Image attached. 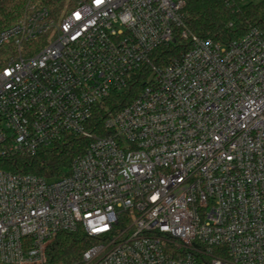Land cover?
<instances>
[{"label": "built area", "instance_id": "obj_1", "mask_svg": "<svg viewBox=\"0 0 264 264\" xmlns=\"http://www.w3.org/2000/svg\"><path fill=\"white\" fill-rule=\"evenodd\" d=\"M31 1L0 30V264H264V27L224 43L186 0ZM69 136L67 175L23 171Z\"/></svg>", "mask_w": 264, "mask_h": 264}, {"label": "trees", "instance_id": "obj_2", "mask_svg": "<svg viewBox=\"0 0 264 264\" xmlns=\"http://www.w3.org/2000/svg\"><path fill=\"white\" fill-rule=\"evenodd\" d=\"M27 0L6 1L0 9V30L19 20ZM58 17L74 6L73 0H38ZM64 8V9H63ZM184 23L189 31L201 38H212L224 43L239 39L251 26L264 27V0L235 2L228 7L223 0H186ZM175 52H168L173 55ZM83 141L69 136L64 142L40 150L23 171L46 178L63 177L69 173L71 162L83 151ZM0 168L15 170V166L0 160ZM83 232L61 233L49 250L51 262L72 263L90 245Z\"/></svg>", "mask_w": 264, "mask_h": 264}, {"label": "rangeland", "instance_id": "obj_3", "mask_svg": "<svg viewBox=\"0 0 264 264\" xmlns=\"http://www.w3.org/2000/svg\"><path fill=\"white\" fill-rule=\"evenodd\" d=\"M26 2H27V1H26ZM31 2H32V3H35V2H37V1H36V0H32ZM63 9H64V8H63Z\"/></svg>", "mask_w": 264, "mask_h": 264}, {"label": "snow or ice", "instance_id": "obj_4", "mask_svg": "<svg viewBox=\"0 0 264 264\" xmlns=\"http://www.w3.org/2000/svg\"><path fill=\"white\" fill-rule=\"evenodd\" d=\"M97 2H99V0H97Z\"/></svg>", "mask_w": 264, "mask_h": 264}]
</instances>
